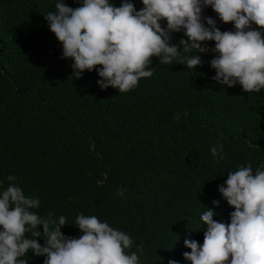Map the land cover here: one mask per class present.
I'll list each match as a JSON object with an SVG mask.
<instances>
[{
    "label": "trees",
    "instance_id": "1",
    "mask_svg": "<svg viewBox=\"0 0 264 264\" xmlns=\"http://www.w3.org/2000/svg\"><path fill=\"white\" fill-rule=\"evenodd\" d=\"M57 2L0 0V192L13 175L40 201L34 213L66 217L65 236L79 238L76 218L94 215L131 237L126 251L137 252L139 264H190L184 241L203 244L202 214L210 209L230 223L234 208L218 191L227 174L249 164L254 174L264 170V89L216 82L212 41L201 45L209 51L196 53L203 63L193 70L153 57V75L132 91L102 89L97 70L76 78L74 61L62 58L44 17ZM202 15L221 31L235 30L210 7ZM183 38L173 33L170 43ZM217 145L223 159L211 153ZM23 259L44 264L46 257L29 251Z\"/></svg>",
    "mask_w": 264,
    "mask_h": 264
},
{
    "label": "clouds",
    "instance_id": "2",
    "mask_svg": "<svg viewBox=\"0 0 264 264\" xmlns=\"http://www.w3.org/2000/svg\"><path fill=\"white\" fill-rule=\"evenodd\" d=\"M79 2L73 9L58 0L55 11L44 16L62 45V58L74 61L76 78L97 70L102 89L128 93L153 75V57L164 65L178 60L193 70L203 63L196 53L209 51L201 45L212 41L216 82L230 88L239 84L247 93L264 89V0H141L139 11L130 0L119 7L111 0ZM208 7L235 30L221 31L216 20L204 17ZM180 32L185 38L171 44L172 34ZM222 150L217 145L211 153L223 159ZM7 179L12 183L0 192V264H27L23 257L29 251L46 257L44 264H139L137 252L126 251L133 241L125 232L81 214L74 226L82 235L65 236L61 229L68 226L66 217L53 219L49 212L41 218L32 211L40 201L26 196L14 183L15 176ZM124 191L117 194L123 197ZM218 191L234 208L230 223L218 222L206 208L201 216L206 226L203 244L186 239L190 251L183 253L184 259L190 264H264V170L257 168L254 174L251 164L241 166L227 174ZM37 237H43V245Z\"/></svg>",
    "mask_w": 264,
    "mask_h": 264
}]
</instances>
